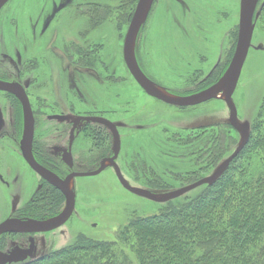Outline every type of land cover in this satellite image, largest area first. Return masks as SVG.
Returning a JSON list of instances; mask_svg holds the SVG:
<instances>
[{"label": "rangeland", "instance_id": "rangeland-1", "mask_svg": "<svg viewBox=\"0 0 264 264\" xmlns=\"http://www.w3.org/2000/svg\"><path fill=\"white\" fill-rule=\"evenodd\" d=\"M240 2L155 0L135 47L145 73L171 95L197 92L211 70L215 66L219 70L234 54ZM105 6L118 8L119 2L12 0L0 13V53L4 50L2 41L6 40L8 50L4 52L10 55L5 58L4 67L11 75H16L23 64L29 67L23 79L33 81L31 102L34 109L41 107L46 116L53 112L49 101L62 100V105H67L66 114L73 118L102 111L111 119L121 135L118 163L132 186L145 188L132 169L134 164L135 167L144 162L164 183L174 186L168 191L189 185L173 177L196 169L192 159L184 158L190 151L180 144V138L194 137L202 129L229 124V108L222 99L178 108L149 97L131 76L124 61V42L130 25L125 24L124 13L118 8L110 19L86 14V10H97L98 16L103 17L107 12ZM70 44L73 47L78 44L76 51L72 50V60L65 51ZM82 55L89 61L87 68L75 65ZM233 100L239 121L251 128L264 104V25L255 27L252 47ZM45 119L41 117L43 121L38 128L40 140H43L41 131L46 129V125H42ZM236 134L238 145L241 135ZM181 151L184 154L178 157L177 152ZM4 160L10 166L13 164L15 171L20 170V183L16 190L8 189L4 200L0 181V220L27 202L37 184L26 164L21 169L10 155ZM249 163L253 167L251 173L255 177L260 175L264 171V150ZM75 186L77 200L73 216L60 231L37 236V255L73 243L80 235L113 242L120 228L126 226L134 214L153 215L162 207L161 203L124 189L111 168L97 176L78 177ZM191 193L195 194V190ZM15 196L18 201L14 200Z\"/></svg>", "mask_w": 264, "mask_h": 264}, {"label": "trees", "instance_id": "trees-1", "mask_svg": "<svg viewBox=\"0 0 264 264\" xmlns=\"http://www.w3.org/2000/svg\"><path fill=\"white\" fill-rule=\"evenodd\" d=\"M117 1L127 25L139 0ZM118 8L105 6L107 12L103 17L98 16L97 10H86V14L110 19ZM260 11L255 24L263 26L264 6ZM232 57L233 54L223 67L214 71L210 84L222 77ZM209 83L201 84L198 91ZM101 129L90 133L99 155L105 156L110 152L111 142ZM236 133L226 124L202 129L194 137L180 138V144L190 151L184 158L192 159L196 169L176 174L174 179L191 184L211 175L238 146ZM261 150H264V104L252 124L248 144L216 183L162 204L156 214H134L113 242L80 235L73 243L21 264H264V171L255 177L249 163ZM183 154L177 152L178 157ZM134 165L132 169L143 187L161 191L174 187L164 183L145 162ZM45 187L33 210L54 216L61 211L65 198L48 184Z\"/></svg>", "mask_w": 264, "mask_h": 264}, {"label": "flooded vegetation", "instance_id": "flooded-vegetation-1", "mask_svg": "<svg viewBox=\"0 0 264 264\" xmlns=\"http://www.w3.org/2000/svg\"><path fill=\"white\" fill-rule=\"evenodd\" d=\"M11 1L12 0H10L0 10V13ZM263 5H264V0L262 1L260 0L258 7H257V11L258 10L260 11ZM77 45L78 44H75V46L73 47V44L72 45L70 44V46H67L65 48V51L68 52L71 60H72L71 58L72 50L74 51L76 47L78 48ZM7 46L8 45L6 44V40L2 41V48L4 47V50L7 48ZM4 50L0 53L1 55L0 56V81L14 86V90L7 91V90L0 89V181L2 182L1 186L3 189L2 198L4 200L7 199V195L9 193L8 189L15 188L16 190L17 189L16 187H18V184L20 183V170L17 169V171H15L13 164L10 166L8 162H5L4 159L7 155H10L11 157H13V159L17 160L21 169H22V166L26 164L28 169L31 171L33 180H35L37 184H36L35 189L32 191L31 196L29 197L28 201L23 202L22 203L23 205L12 209L11 212L5 218L0 220V224L8 219H15V220H20V221H27V220L46 221L53 217H56L63 211L65 207L66 199L64 200V204H63L61 211L54 216L46 212H44V214L42 213L40 214L39 211L33 210V208H35L34 206L36 207L38 206L39 204L38 201L40 200V194L44 193L46 189L45 186L47 184L53 189H56V188L52 186L50 183H48L46 180H44L38 173H36L30 167V165L26 162L23 156L22 147H23V138H24L25 114H24V106H23L22 100L17 94V92L20 91V93H23L26 95L28 102L30 104L32 115L34 117L35 129H34V139H33V145H32V154H33L35 161L39 165L48 169L49 171H51L52 173H54L56 176H58L61 179H65L66 177L74 173H85V172L96 171L102 166V163L104 162V160L113 158L115 155L114 153V147H115L114 132L106 125L96 123L93 121H87L86 118H91V117L103 118V119L110 121L112 124H114L118 132H119V129L117 125L111 119H109L103 114L102 111L98 112L97 114H84V115L81 114L73 118V116L66 114L65 108L67 105L66 106L65 104L62 105V102H63L62 100H59L58 102L55 100L49 101L50 109H53L52 115L46 116L45 113L41 111V107L37 108L36 106V108L34 109V106L31 102V99H32L31 85L33 81L28 82L23 79L24 78L23 74H25L26 68H29V67L23 64L16 72V75H11L8 72V70H6V68L4 67V64L7 62L5 58L10 56L8 52L6 53L4 52ZM136 57H137V61L140 66V69L143 71V73L154 84L159 86L154 81V79L151 78V76L145 73L146 71L144 70L140 62L137 52H136ZM19 59H21L20 56H19ZM88 64H89L88 59L84 58L83 55L82 57H80L79 61L75 62V65L81 68H87L89 66ZM216 68L217 66H215V68L211 70V72L209 73V75L207 76V78L205 79L203 83H209V81L211 80V76L216 70ZM215 83H212V84L209 83L204 89L211 87ZM200 91H197V92L194 91L192 93L196 94ZM193 94H189V95L183 94L182 96L179 95V97L190 96ZM152 99L159 101L155 98H152ZM159 102H162V101H159ZM180 108H185V107H180ZM42 116L46 117V119L44 120V124H42V125H46L45 126L46 129H43L41 131V134H42L41 137H43V140H40L38 138L37 133L39 130L38 128L40 124L42 123L41 121H43L41 120ZM97 128H102L100 131L105 130L110 138V142H111L110 152L105 156L99 155L98 150L94 146L93 139L90 133V130L92 131ZM119 135H120V132H119ZM120 138H121V135H120ZM44 140H46L48 143L45 142ZM118 159H119V156L116 159V162L119 166ZM13 163H14V160H13ZM109 168L114 170L112 166L107 167V169ZM13 171L16 172L15 175L12 174ZM77 178L78 177H75L74 179V186H75ZM75 192H76V186H75ZM15 199L16 201L19 200L17 196H15L14 200ZM76 200H77V194H76ZM63 226L53 231H50V232L60 231L63 228ZM41 234H45V233H22V232L3 233L0 235V252L8 253L13 249H18L19 256H20L21 250L23 251L28 250L32 247V250H33L32 257H28V260L25 262H30L32 260H35L42 256V255H37V252L39 249L37 236L38 235L41 236ZM41 245H43L42 241H41Z\"/></svg>", "mask_w": 264, "mask_h": 264}, {"label": "water", "instance_id": "water-1", "mask_svg": "<svg viewBox=\"0 0 264 264\" xmlns=\"http://www.w3.org/2000/svg\"><path fill=\"white\" fill-rule=\"evenodd\" d=\"M9 1L10 0H0V10ZM154 1L155 0H139L128 28V32L124 42L123 56L130 74L141 86V88L148 94V96L172 106L191 107L203 104L213 99H222L229 108L228 123L241 135V140L235 151L230 156H228L211 175L176 190L155 193L146 188L132 186L128 182V180L122 173L121 168L116 162V159L121 152V138L116 126L106 119L91 117L86 118V120L104 124L114 132L115 155L113 158L104 160L102 166L96 171L74 173L69 175L65 179H61L48 169L39 165L33 157L32 145L35 129L34 117L32 115L30 104L26 95L20 93L19 91L17 92V94L22 100L25 114L24 138L22 147L23 156L26 162L36 173H38L44 180H46L48 183L62 192V194L65 196L66 203L63 211L59 215L46 221H20L15 219H8L0 224V235L6 232L46 233L60 228L61 226L66 224L72 217L76 206V192L74 186L75 177L97 176L105 171L107 167L112 166L115 170L118 181L128 192L150 201L164 204L181 198L201 186L212 185L216 183L248 144L251 128L248 124L239 121L238 111L233 100V95L236 91L244 64L252 47V40L256 27L255 20L259 17L261 12H257V7L260 0H241L240 2V20L237 44L229 67L225 71L224 75L211 87L204 89L196 94L184 97L171 95L154 84L140 69L136 58V41L141 28L146 23ZM0 89L13 91L14 86L0 81ZM32 251V247L28 250H21L20 256L18 249H13L8 253L0 252V264L25 263V261L28 260V257H32Z\"/></svg>", "mask_w": 264, "mask_h": 264}]
</instances>
